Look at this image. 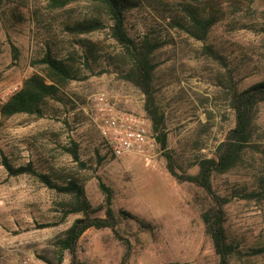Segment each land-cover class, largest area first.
Instances as JSON below:
<instances>
[{
  "label": "rangeland",
  "instance_id": "obj_1",
  "mask_svg": "<svg viewBox=\"0 0 264 264\" xmlns=\"http://www.w3.org/2000/svg\"><path fill=\"white\" fill-rule=\"evenodd\" d=\"M140 1L126 14V28L137 41L148 36L162 43L152 56L157 64L152 94L164 115L167 152L177 172L197 174L199 159L214 156L235 126L232 89L264 80V0ZM190 3L204 16L217 14L205 40L177 25L187 22ZM91 18H100L106 28L84 35L67 29ZM111 23L89 1L52 9L47 0H0V264H21L25 257L36 264H70V253L60 251L56 242L82 217L71 213L64 218L73 196L49 188L35 175H10L5 160L15 167L31 163L59 183L71 173L93 206L105 203L100 182L109 186L114 206L136 216L123 225L133 245L127 264H219L201 216L208 195L168 171L166 150L145 110L147 96L126 78L131 61H125L123 47L110 36ZM49 50L72 67L74 78L59 84V97L47 99L42 116L4 117L1 108L16 88L35 74L47 76L40 60ZM101 98L108 105H101ZM114 103L117 111L148 119L154 143L145 154L115 157L107 149L101 127ZM73 141L79 144V161L68 151ZM252 142L255 147L245 151L237 168L213 178L217 193L233 197L225 207L226 229L241 254L231 264H264V252H259L264 247V103ZM125 251L108 228L89 229L78 246L80 258L91 264H120Z\"/></svg>",
  "mask_w": 264,
  "mask_h": 264
},
{
  "label": "trees",
  "instance_id": "obj_2",
  "mask_svg": "<svg viewBox=\"0 0 264 264\" xmlns=\"http://www.w3.org/2000/svg\"><path fill=\"white\" fill-rule=\"evenodd\" d=\"M52 9H62L74 2L89 1L107 13L112 23L110 24V36L123 47V56L131 68L126 78L138 86L147 96L145 110L147 111L157 141L161 144L167 158L168 171L179 182H190L205 190L208 195V204L202 209V219L207 233L210 235L216 254L220 257L219 264H231V258L240 255L241 251L229 241L226 229L225 207L232 201L233 197L221 195L216 192L213 185L215 175H223L231 172L240 164L245 151L253 145L255 123L259 106L264 103V80L258 81L251 86L239 90L232 89L230 93V105L235 113V126L230 130L228 136L217 147L216 154L212 157L199 159L197 174L179 173L175 169L174 157L168 150V133L163 128L164 115L155 106L152 94L153 73L157 64L153 62V53L162 46V43L154 42L148 36L137 41L126 28V14L141 5L140 0H47ZM195 2L200 0H194ZM253 1V0H251ZM198 3V2H197ZM188 20L182 24L177 22L183 29L197 40H205L213 26L218 22L217 14L211 13L204 16L196 3H190L185 7ZM190 23L189 25H186ZM106 24L100 18H91L78 21L68 25L67 29L76 35L90 34L105 29ZM209 53L219 59L221 56L207 47ZM48 69L47 76L35 74L24 81L22 87L14 93L1 108L4 117H10L19 113L36 114L42 116L44 103L48 98L59 97V84L74 78L72 67L63 59L54 55L49 50L40 60ZM47 79L51 83L47 82ZM79 144L72 142L68 148L73 159L79 161ZM5 166L12 176L32 174L37 176L41 182L49 188L55 189L74 197V203L64 212V218L71 213H80L82 217L77 218L72 225L57 240L60 251L70 253V264H91L82 260L78 253V246L82 236L92 228L111 229L117 239L125 246L126 251L120 264H127L133 253L132 241L123 230V225L136 216L128 210L117 209L113 203V190L104 182H100L105 194V203L93 206L85 196L84 186L71 173L62 175V182L54 180L50 174L39 173L31 163L13 166L5 160ZM252 195H257L253 192ZM104 211L105 216L97 215ZM63 218V219H64ZM259 252H264V247ZM62 260V259H61ZM165 264H185L181 262H168Z\"/></svg>",
  "mask_w": 264,
  "mask_h": 264
},
{
  "label": "built area",
  "instance_id": "obj_3",
  "mask_svg": "<svg viewBox=\"0 0 264 264\" xmlns=\"http://www.w3.org/2000/svg\"><path fill=\"white\" fill-rule=\"evenodd\" d=\"M19 89L16 88V93ZM101 105H108L105 98H101ZM114 103L107 112L105 122L101 127L102 136L106 140L107 149L115 157H122L128 153L145 154L153 145L148 119L142 114L130 113L124 109L117 111ZM116 111H115V110ZM104 111L105 108H102ZM21 264H36L31 257L22 259Z\"/></svg>",
  "mask_w": 264,
  "mask_h": 264
}]
</instances>
